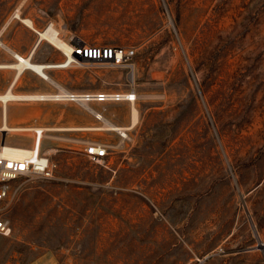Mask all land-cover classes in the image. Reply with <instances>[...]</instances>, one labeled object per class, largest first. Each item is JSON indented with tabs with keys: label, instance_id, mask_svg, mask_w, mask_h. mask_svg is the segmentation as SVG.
Masks as SVG:
<instances>
[{
	"label": "rangeland",
	"instance_id": "obj_1",
	"mask_svg": "<svg viewBox=\"0 0 264 264\" xmlns=\"http://www.w3.org/2000/svg\"><path fill=\"white\" fill-rule=\"evenodd\" d=\"M50 25L69 44L135 52L46 73L70 93L133 94L140 120L124 138L89 129L104 122L76 101L9 102V123L54 130L37 149L32 132L0 131V143L32 145L53 177L11 183L0 264H264V0H0V65L13 52L63 62L45 40L33 53ZM16 71L0 68V94ZM13 90L59 93L30 70ZM88 105L130 125L132 102ZM2 115L0 102V127Z\"/></svg>",
	"mask_w": 264,
	"mask_h": 264
},
{
	"label": "built area",
	"instance_id": "obj_2",
	"mask_svg": "<svg viewBox=\"0 0 264 264\" xmlns=\"http://www.w3.org/2000/svg\"><path fill=\"white\" fill-rule=\"evenodd\" d=\"M72 55L74 57L72 65L78 63L90 62L96 64L119 66L128 63L133 55L132 49L116 47V46H100L89 45L86 43L77 42L70 44ZM65 57L67 56L64 53ZM31 58V57H30ZM67 66L65 68H68ZM71 96L66 100H72L81 103L80 99L85 102L97 101H135L136 96L133 94L122 93H82L81 97L78 94L71 93ZM34 143L36 149L39 142L44 138L46 131L43 127H33ZM5 141V140H3ZM6 142L0 143V204L13 196L14 190L11 185L16 180H27L35 177L52 178L53 166L48 157L36 151L31 157L23 151L22 157L15 158L10 155V150L15 148H7ZM34 146V145H33ZM86 154L94 162H101L108 155L107 148L102 145L93 144L86 149ZM11 231L9 221L0 217V236L9 235Z\"/></svg>",
	"mask_w": 264,
	"mask_h": 264
},
{
	"label": "bare ground",
	"instance_id": "obj_3",
	"mask_svg": "<svg viewBox=\"0 0 264 264\" xmlns=\"http://www.w3.org/2000/svg\"><path fill=\"white\" fill-rule=\"evenodd\" d=\"M19 15H16L15 17L18 18ZM19 19H21L29 27L34 28V24H33L32 20L23 19L21 17H19ZM3 29H4V27H3ZM37 33H38V39L36 41L35 46L37 45L39 40L41 42L45 40V41H48L49 43H51L53 46L60 49L61 51H63V53H65L67 56L65 57V60L59 64H42V63L33 62L31 60L30 56L24 57L23 55H20L16 52H13V55H14L15 59L17 60V62L14 64H1L0 65V68H2V67L14 68L17 70L10 87L6 90L5 93L0 94V102L3 105L2 126L0 127V131L12 132V133L33 132V130H32L33 127L22 126V125H13V124L9 123V121H10L9 120V113H8L9 102H13V101H31L32 102V101H39V100L41 101V100H48V99L49 100H66L71 96L70 91L66 90L65 88L62 87V85L60 86L58 83L53 81V78L51 79L50 78L51 76L49 77V75L46 73V69L65 68V67L71 65V63L74 59V57L72 55L71 45L67 42H64L59 37L60 34L53 28L52 25L48 26L47 29H45V30H41V31L38 30ZM77 41H79V40H77ZM0 45L6 47L1 41H0ZM35 46L33 48V53L36 50ZM78 64H80V63H78ZM25 70L33 71L36 74H38L40 77H42V78L46 79L47 81L52 82L53 84L57 85V87L59 88V93L54 94V93H39L38 92V93L21 94V93L14 92L13 87H14L15 83L20 79L22 73ZM78 95L81 97L82 93L80 92V94H78ZM124 96H128V95L124 94ZM80 100H81L80 102L82 103V105L84 107H86L89 111L95 113L96 117L101 119L104 122L103 127H91L90 126L91 128H89V129H107V130L118 131L125 138V137H127L126 131L130 130V129L134 128L136 125H138V122L140 120L139 119V110H138L139 108L137 109V107L135 106V101H131L132 102V109H131L130 125L128 127H124V126L120 127V126H117V125L111 123L109 120L103 118L102 114L100 115L95 109H93L90 105H88V102H85L82 99H80ZM129 113H130V111H129ZM11 119H12V116H11ZM79 127L78 128H68V129L62 128V129H57V130H69V129L70 130H78V129H81ZM44 129H45L44 131L54 130V128H44ZM86 129H87V127H86ZM5 146L7 148H15L13 150H10L11 151L10 155L12 157H15V158L22 157L23 151H25L27 153V156H29V157L34 155V153L36 152V150L33 148L14 147L8 143H5ZM39 150H40V148H39Z\"/></svg>",
	"mask_w": 264,
	"mask_h": 264
},
{
	"label": "crops",
	"instance_id": "obj_4",
	"mask_svg": "<svg viewBox=\"0 0 264 264\" xmlns=\"http://www.w3.org/2000/svg\"><path fill=\"white\" fill-rule=\"evenodd\" d=\"M40 93H46V92H40ZM49 100V99H48ZM40 101V100H39ZM41 101H46V100H41ZM92 121H94V119L92 120ZM27 148H31L32 147V145H30V146H26ZM263 241H264V239H263ZM264 244V243H263ZM261 246H262V244H261ZM264 246V245H263ZM260 247H257V252H260L261 250L259 249ZM241 250H236V252H234L233 254L234 255H236V256H239V255H241Z\"/></svg>",
	"mask_w": 264,
	"mask_h": 264
},
{
	"label": "water",
	"instance_id": "obj_5",
	"mask_svg": "<svg viewBox=\"0 0 264 264\" xmlns=\"http://www.w3.org/2000/svg\"><path fill=\"white\" fill-rule=\"evenodd\" d=\"M40 40H39V42L37 43V45L35 46V49H37V47L39 46V44H40ZM262 244V246L264 245L263 243H261Z\"/></svg>",
	"mask_w": 264,
	"mask_h": 264
}]
</instances>
